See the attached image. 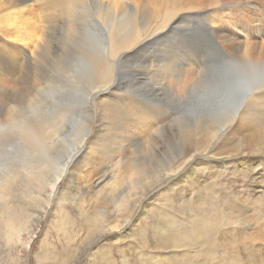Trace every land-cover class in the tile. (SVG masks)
Returning <instances> with one entry per match:
<instances>
[{
  "label": "bare ground",
  "instance_id": "bare-ground-1",
  "mask_svg": "<svg viewBox=\"0 0 264 264\" xmlns=\"http://www.w3.org/2000/svg\"><path fill=\"white\" fill-rule=\"evenodd\" d=\"M29 2L11 0L10 5L23 10ZM142 3L57 0V18L48 24L39 52L33 50L25 65L21 62L23 53L0 43V225L8 229L10 237L19 240L13 223L14 201L6 196L18 185L26 184L29 197L34 195L31 199L40 202L41 187L36 181L45 173L51 174L50 191L45 205L34 210L36 224L43 218L51 197L58 193L59 185L64 184L66 190L76 186L83 190L86 178H91L102 163L101 158L105 162L118 159L123 172L135 177L138 190L132 191V215L157 186L174 195L180 182L190 186V196L182 206L191 208L193 186L198 183L194 181L203 170L200 166L231 165L243 172L251 168L252 161L264 160V0H200L193 6L194 14H187L191 19L186 28L180 30L188 35L187 40L170 45L166 42L147 53L141 50L164 35L134 27V19L146 15ZM173 14L169 13L173 22L182 17H172ZM221 16H229L232 26L244 30L252 41L241 46L223 39L219 33ZM89 22L102 25L105 32L99 36L103 37L95 38L97 34L88 31ZM51 25L57 29H50ZM211 61L226 63L211 73ZM64 91L82 92L85 96L68 135H62V127L72 108L60 103ZM171 91L176 93L174 103L165 97ZM95 115L99 123L91 139L95 133H103L98 135V141L89 138L87 142ZM176 123L178 127L173 130L171 125ZM166 137L173 140L170 153L177 151L163 166L154 164L152 159L162 162L159 142ZM59 142H64L63 154L57 149ZM148 151L154 153L148 155ZM166 155L169 157V153ZM156 173H160L159 180ZM220 186L226 192L218 189L215 194L206 193V198L209 210L226 228L218 229L215 219L211 229L192 221L187 236L199 242L210 241L218 233H233L239 222L243 229L251 227L246 217L240 221L247 205L242 209L232 206L234 199L246 198L236 190L235 182H220ZM254 191L260 189L253 187L249 192ZM131 216L127 214L124 222ZM256 218L258 222L262 218L258 229L259 239L264 241V212L259 211ZM96 220L104 221L103 217ZM211 249L209 256L216 258ZM232 254L229 252L223 261L228 263Z\"/></svg>",
  "mask_w": 264,
  "mask_h": 264
},
{
  "label": "rangeland",
  "instance_id": "rangeland-1",
  "mask_svg": "<svg viewBox=\"0 0 264 264\" xmlns=\"http://www.w3.org/2000/svg\"><path fill=\"white\" fill-rule=\"evenodd\" d=\"M10 2L11 0H0V43L9 44L8 47L11 46L14 51L23 53L21 62L23 61L25 65L33 50L37 49L39 52V44L42 43L43 34L47 31L48 24L57 18L55 16L57 15V0L54 2L30 0L29 8L23 10L12 8ZM141 2H143L142 6L146 15L141 14L136 17L133 22L134 27L136 29L144 27L151 32L164 35L162 39L156 40L148 48L141 50V53L158 49L166 42H169L168 45H170L172 42L180 39L183 41V39L188 38V35L180 32V30L186 28L191 19L190 15L187 14L194 10L193 6L200 3V0H141ZM172 11L174 13L172 17L174 15L176 17L182 16L176 22H173L169 16ZM191 13L194 14V12ZM196 19L200 20V17H196ZM88 24L90 25L87 28L88 31H93L94 35L97 34L95 38L103 37L99 36L105 32L102 25L97 26L91 22ZM207 25L211 27L210 22ZM54 27L51 25L50 29H57ZM219 27L222 38L232 41L235 45L242 46L250 43L249 41L253 39L244 30L232 26L229 16L220 17ZM13 35H16V38ZM194 38L191 39L194 40ZM258 39L261 41L260 38ZM194 42L196 41H190V43ZM225 63L224 61L216 63L211 61L210 64L208 63V69L212 73L215 68H219ZM171 92L169 94L166 92L165 97L174 103L172 97L176 98V93ZM82 95H84L82 92L62 93L60 103L68 105V109L72 108L68 111L64 128L62 127V135L70 133L77 107L83 105V100H85V96ZM0 106L2 107L3 103H0ZM96 116L93 117L87 142L93 137V129L99 123L97 122L98 116ZM177 127V123L171 125L173 130ZM102 133L103 131L95 133L94 140H91L98 141V135ZM172 142L173 140L168 137L164 142L162 139L160 140L159 152H161L160 156H162L161 161L163 163L151 158L154 160V164L163 166L172 160V155L177 151L170 153L174 149V145H171ZM63 144L64 142H59L57 147V149H61L62 154L65 148V146L62 147ZM80 150H82V145ZM163 152L165 153L162 155ZM150 153L153 154L154 152H147L148 155H151ZM167 153H169V157H167ZM203 161L208 162L209 160L203 159ZM99 163L98 167L96 166V173L91 178H86L87 186L83 190H78V186L74 190H66L64 184L59 185L58 193L56 196L53 194L54 196L51 197L49 203L46 202L49 204L47 210L37 224L34 210L45 205V200L50 191L48 183L51 174L45 173L40 180H37L39 182L36 181L41 187L39 189L42 199L40 202L31 199L34 195L29 197V190L26 188L28 185L26 184L18 185L10 195L6 196V198H12L14 201L12 202L14 204L12 209L16 215L13 223L19 232V240L10 237L7 234L8 229L6 230L0 225V264H264V241L259 239L261 232L258 229L262 218L259 222L256 218L259 211L264 212L263 159L256 160V162L252 161L251 168L243 172L234 170L231 165L228 168H221L219 164L213 168L207 167V165L200 166L203 170L198 172L199 179L197 177V180L194 181H198V183H193L194 186L191 185L194 187L192 191L194 199L191 197L193 200L191 208L187 209L182 206L184 200L190 196L188 193L190 186L185 187L182 184L184 182H180L176 186L179 189L174 192V195L167 188L161 189L160 186H157V189L150 193L149 199H142L143 204L133 215L131 210L133 207L130 205V201L134 192L138 190L134 182L135 177L131 173L123 172L124 168L120 166L121 161L118 159L105 162L101 158ZM159 174H155L157 180L160 178ZM225 181L227 183L235 182L236 190H240L241 195L246 197L242 200L241 197H238L240 201L234 199L236 203H233L232 206L242 209L247 205L246 208H243L245 216H241L240 221L244 222L242 218L246 217L245 222L251 227L243 229L242 223L239 222L238 227L235 228L237 230L233 233L226 231V234L222 236L218 233L213 235L210 241L199 242L192 236H187L186 233L191 229L192 221L193 223H201L203 228L211 229L210 226L215 224L213 220L215 219L220 226L218 229L226 228L222 224L223 221L220 220L219 222L216 215L209 210V199L206 198V193L215 194V192H219L218 189L226 192L220 186V182ZM97 182L99 183L96 184ZM253 187H257V190L260 189V191L250 193ZM32 188L34 189V185ZM195 193L199 195H195ZM220 196L225 197L221 192ZM260 200H263V203ZM242 201L244 202L242 203ZM240 203H242L241 206ZM127 207H130L129 212ZM205 213L208 214L204 215ZM127 214L132 216L130 221L125 223L124 219ZM100 217H103L104 221L96 220ZM213 232L215 233L216 230L214 229ZM166 236H171L167 240L168 242ZM181 239L182 241H180ZM157 241L163 242L164 245L161 247L160 242ZM179 244L180 246H178ZM211 248L215 250L216 258L209 256L212 251ZM229 252L233 254L230 259H227L229 261L225 259L228 262L226 263L223 260Z\"/></svg>",
  "mask_w": 264,
  "mask_h": 264
}]
</instances>
